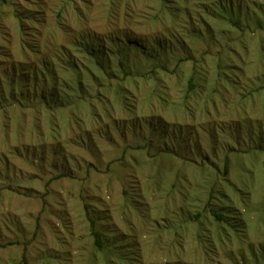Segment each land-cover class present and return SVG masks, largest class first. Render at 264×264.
Segmentation results:
<instances>
[{"label":"rangeland","instance_id":"rangeland-1","mask_svg":"<svg viewBox=\"0 0 264 264\" xmlns=\"http://www.w3.org/2000/svg\"><path fill=\"white\" fill-rule=\"evenodd\" d=\"M217 1L1 7L0 264H263L264 0Z\"/></svg>","mask_w":264,"mask_h":264},{"label":"trees","instance_id":"trees-1","mask_svg":"<svg viewBox=\"0 0 264 264\" xmlns=\"http://www.w3.org/2000/svg\"><path fill=\"white\" fill-rule=\"evenodd\" d=\"M15 0H0V10H1V7L3 6H6L7 7H10L13 3H14ZM75 1L77 0H68V5L69 4H75ZM84 2V0H82ZM231 2L229 1H225L224 0H218L216 3H212V5H217L218 9L221 11V13L223 14V16L225 18H227L226 20L228 21L229 25L233 28H239V26L242 24V21L240 19L239 16L236 15V13L232 10V8L230 9V4ZM66 4L63 5L61 7V9L59 10L58 14H57V17L58 18H62V16L66 13ZM262 13H264V5H262ZM221 16V15H220ZM78 43H75V51H73L74 54L78 53V54H83V57H84V60L87 58L88 61L91 60L92 62V66L93 67H96V69H98L99 71L101 72H109V67L104 63L103 59L100 58V56H103L105 58L106 55L105 53H103L101 51V49H104L105 46H101V45H95L89 41H86L85 39L83 38H79L78 39ZM72 51H70L69 54H71ZM69 58H67L68 60V63H69V68L73 71V72H76L75 75H77V83L81 86L82 85V81L81 79L78 78V74H77V71H80L79 69H86V65H84V62L82 60V58H76V57H72L71 55H68ZM46 69H45V72H43L44 74H46V76L48 77H54L55 75L53 74V69L54 67L51 66V64H46L45 65ZM119 68L121 70H125L124 69V65L123 63H120L119 65ZM40 73V74H39ZM39 75H41V72H38ZM189 88L190 90H194L195 86H194V79L192 78L190 81H189ZM215 219L217 221H223V217L220 213H216L214 211H212L211 213ZM91 233L94 237V241H95V244L97 246V248H102L103 247V241H102V236L101 234L95 229V223L94 221L92 220L91 222ZM263 264H264V257H263Z\"/></svg>","mask_w":264,"mask_h":264}]
</instances>
